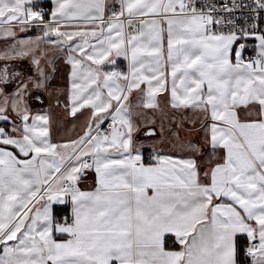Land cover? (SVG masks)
<instances>
[{
	"label": "snow or ice",
	"instance_id": "snow-or-ice-1",
	"mask_svg": "<svg viewBox=\"0 0 264 264\" xmlns=\"http://www.w3.org/2000/svg\"><path fill=\"white\" fill-rule=\"evenodd\" d=\"M44 2L0 0V264H264V0ZM41 42L70 66L77 138L33 107L53 93ZM169 113L206 155L152 147Z\"/></svg>",
	"mask_w": 264,
	"mask_h": 264
},
{
	"label": "crops",
	"instance_id": "crops-1",
	"mask_svg": "<svg viewBox=\"0 0 264 264\" xmlns=\"http://www.w3.org/2000/svg\"><path fill=\"white\" fill-rule=\"evenodd\" d=\"M111 3V0H109ZM45 8L49 7V3L45 0L44 5ZM69 30H72L71 28ZM18 36L27 37L32 36L35 37L40 35L41 33L36 28L26 29L24 32H21L19 27L16 28ZM42 48L47 49V56L53 57L55 64V72L52 76L50 84L53 89L52 98L48 100L46 98V103L44 105H36L34 104V108H46L51 113L53 118V130L52 137L54 142H63L69 139L77 138L87 123V112L78 113L77 117H71L65 111L63 104L66 102L64 90L68 87V75L70 71V66L66 63V60L63 56L62 50L56 48L52 45H45L41 42L40 45ZM8 47V43L0 39V50ZM121 68H125L127 61L121 59L118 61ZM20 65L24 68V70H30V64L28 61H21ZM59 98L60 105L56 104V100ZM157 120L156 123L159 125V113L156 114ZM199 114H194L193 118H197ZM201 124L198 121L195 125L191 124L188 121H184L181 125V114L176 113L175 120H171V114L169 113V119H165L164 121V132L163 137L157 133V136L152 138L154 140H158L159 143L152 144V147L162 153H169L173 156L186 155V151L181 147V141L185 144L188 141L198 142L203 145V151L206 155L209 151L207 146L204 144L202 139L203 133L200 131ZM175 130L178 133V136L172 135V131ZM137 137L141 141H146L149 138L143 135V127L141 131L137 133ZM144 152H148V149H141ZM200 159L203 161L204 156L202 155ZM215 163V161H212ZM205 166H211L210 164H205ZM80 187L84 191H93L95 188V174L94 172H89L82 179L80 183ZM168 245L172 248H175L176 245L170 239L168 241Z\"/></svg>",
	"mask_w": 264,
	"mask_h": 264
},
{
	"label": "built area",
	"instance_id": "built-area-1",
	"mask_svg": "<svg viewBox=\"0 0 264 264\" xmlns=\"http://www.w3.org/2000/svg\"><path fill=\"white\" fill-rule=\"evenodd\" d=\"M248 55H252V52L249 51ZM147 153H148V152H145V155H146V156H147Z\"/></svg>",
	"mask_w": 264,
	"mask_h": 264
}]
</instances>
